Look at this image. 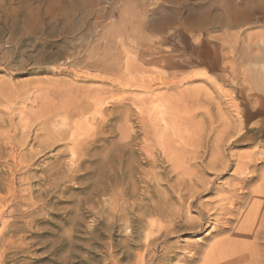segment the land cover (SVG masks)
<instances>
[{
	"label": "rangeland",
	"instance_id": "1",
	"mask_svg": "<svg viewBox=\"0 0 264 264\" xmlns=\"http://www.w3.org/2000/svg\"><path fill=\"white\" fill-rule=\"evenodd\" d=\"M175 7L0 0V264H264V13L148 25Z\"/></svg>",
	"mask_w": 264,
	"mask_h": 264
},
{
	"label": "bare ground",
	"instance_id": "2",
	"mask_svg": "<svg viewBox=\"0 0 264 264\" xmlns=\"http://www.w3.org/2000/svg\"><path fill=\"white\" fill-rule=\"evenodd\" d=\"M165 1L167 3L175 4L176 7L172 9L170 8L159 9L158 11L154 13L155 17L152 21H150V23H148V25H156V27L157 25H160L159 28L161 30H164L166 27L176 25L177 27H181L182 29L186 31L191 30V29L203 31L205 29H212V28L225 29L226 31L229 28L238 27L240 25H244L248 23L252 15L256 12L264 13V8L260 6L261 4H264V0H242L243 6L236 5L233 0H219V1L218 0H206L205 2H203L204 0H194L191 4L188 3V1L186 0H165ZM220 2L223 3L222 5L224 7L222 6L223 9L220 10V12H218L219 10L218 4H220ZM254 4L259 5L258 7H261V8H257L256 11H254ZM36 16L37 15H35V17ZM31 21L30 20L28 22L25 21L26 25H32L33 27L37 25L36 23L34 24ZM42 25H47V24H42ZM63 25H72V23L70 21L65 20ZM33 27H31L30 29L34 33H36L37 31H40V29L38 28L34 29ZM47 29H49V33H47V35L49 36H52L54 32L56 31L55 28L52 30L51 27L50 28L47 27ZM10 30L12 29L10 28ZM19 31H21V28H19ZM12 32L14 33V31ZM25 34H28V33H25ZM223 35H226V33L224 32ZM232 41L233 39L231 38L230 35H226L224 37L219 36L218 38L215 37V38H212L211 40L210 39L206 40L207 43H210L215 48V51L210 54V51L206 47L207 46L206 44V46L202 47V57L201 58L195 57V59H197L196 60L197 63H199L200 65H204L206 67H210L211 64H213L214 62L216 63L215 58H217L216 54L218 53V51H223L224 48L226 50L229 48H233L234 45L232 44ZM184 42L186 43V40ZM220 62L221 61L219 60L218 63ZM185 65H188V64L184 62L183 60L178 65L174 64L173 66H171L173 69L171 70L172 71L171 75L172 76L176 75V72H179V70ZM226 65L232 67L233 58H230L229 61L226 63ZM215 66H217V64ZM210 250L211 251L219 250L220 252L218 256L213 258L210 264H221L229 258L231 259L233 257H236L238 255L241 256L243 254L241 253V248L237 246L235 247L231 246V248H228L227 246L223 247L220 245L211 246Z\"/></svg>",
	"mask_w": 264,
	"mask_h": 264
}]
</instances>
